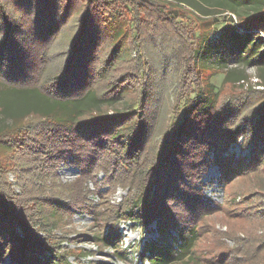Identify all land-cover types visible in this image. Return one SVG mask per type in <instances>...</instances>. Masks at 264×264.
<instances>
[{
    "label": "trees",
    "instance_id": "16d2710c",
    "mask_svg": "<svg viewBox=\"0 0 264 264\" xmlns=\"http://www.w3.org/2000/svg\"><path fill=\"white\" fill-rule=\"evenodd\" d=\"M192 2L198 4L0 0V88L37 93L55 109L62 105L60 111L30 112L21 119L30 122L0 133L1 155L10 163L0 164V259L65 264L72 252L61 251L55 232L80 211L109 231L127 219L144 229L156 223L165 245L147 246L150 264H211L199 253L202 226L209 217L229 221L230 210L207 206L202 180L212 167L226 189L264 176V89L225 102L227 85L244 87L237 83L249 80L215 72L210 64L232 59L264 68V9L244 17L243 34L232 33L215 47L218 59L205 45L207 33L192 34L183 23L190 14L183 4ZM221 73L216 89L209 78ZM241 138L248 157L225 156ZM68 161L81 174L61 184L57 173ZM100 170L104 186L128 188L124 202L90 207L89 195L97 194L100 203L106 197L88 189ZM175 233L182 240L178 251L170 246ZM92 239L98 246L107 241L97 233ZM251 241L236 264H264V239ZM230 255L212 264H229Z\"/></svg>",
    "mask_w": 264,
    "mask_h": 264
},
{
    "label": "rangeland",
    "instance_id": "374dc122",
    "mask_svg": "<svg viewBox=\"0 0 264 264\" xmlns=\"http://www.w3.org/2000/svg\"><path fill=\"white\" fill-rule=\"evenodd\" d=\"M198 4L184 3L185 8H189V13L183 19L185 25H189V30L194 33H207L205 37V45L207 49H212L213 56H217L219 44L229 38L230 34H243L247 27L241 25L246 21L244 17L264 9V0H196ZM190 4L193 6H190ZM242 18H240V17ZM239 17V18H238ZM240 23V24H239ZM239 24V25H237ZM232 34V35H233ZM261 36L263 34L260 33ZM215 48V49H213ZM135 55V53H134ZM219 59V57H218ZM217 60V59H216ZM211 62L210 66L217 69L215 72H230L237 75L247 77L248 82L241 81L237 85L244 87H233L227 85L221 93V97L228 102L233 96L246 95L248 92L263 90L259 79L264 81V68L259 69L253 67L249 62L217 61ZM211 74V73H206ZM204 75V76H207ZM205 80L207 77H203ZM224 79V74H215L209 78L213 86L218 89ZM62 105L56 109L51 101H47L37 93L30 92H15L3 90L0 88V133L6 131H14L22 124L30 122L32 118L22 122L25 116L30 112L50 113L52 111H60ZM120 110L125 109L124 105L120 104ZM111 116L116 114V111H110ZM27 119V117L25 118ZM21 121L22 123H16ZM19 125L15 127L16 125ZM244 139L241 138L238 143L231 146L225 156L233 155L236 159L248 157L251 153L249 148L244 147ZM4 151L0 149V164L4 167H9L10 163L6 162L7 157L2 156ZM2 154V155H1ZM80 170L73 162L64 163L57 173V177L61 184H72L80 177ZM104 173L102 170L95 173L96 181L92 180L88 183V189H98L106 197L101 202V198L97 194L89 195L90 207H101V204L119 205L124 202L126 197H129L128 188H116L104 186ZM8 181L13 184V189L20 194L19 188L15 184V175L12 172L7 174ZM263 177L255 180L246 178L236 181L229 185L226 189L225 182L221 179V172L217 167H212L202 180L203 200L209 207H217L223 205L229 208L227 216L229 221L221 223L214 217L206 219V223L202 226L203 233L198 238L202 245L199 248V253L210 259L212 264L216 258H220L225 253H231L233 261L229 264H236L235 260H241L243 255L241 252L247 250L252 244L251 238L264 239V218H259V212L264 211V191L259 193L255 189L256 184H260ZM95 186V187H94ZM264 187V181L261 183ZM260 186V187H261ZM234 212L238 215L233 216ZM222 219V218H221ZM95 224V225H92ZM213 224V226L211 225ZM156 223L149 228H142L139 221L136 219H127L114 223V228L109 231V227L104 224L103 227H98L93 223V219L88 214L83 212H75L72 217L66 221L65 228L57 230L55 234L59 237L61 251L68 248V252L72 254L68 257L65 264H150V255L146 251L149 245H165L164 240L160 239L156 232ZM99 234L102 238H107V241L100 246L90 240L94 234ZM90 237V238H88ZM88 240V241H87ZM168 244V243H167ZM170 246L173 250L178 251L182 246V240L177 233L174 234V240L170 241ZM240 250V254L234 255L236 250ZM0 264H15L12 258L0 259ZM180 264V263H178Z\"/></svg>",
    "mask_w": 264,
    "mask_h": 264
}]
</instances>
